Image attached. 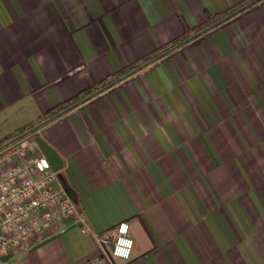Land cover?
<instances>
[{"label":"crops","instance_id":"obj_1","mask_svg":"<svg viewBox=\"0 0 264 264\" xmlns=\"http://www.w3.org/2000/svg\"><path fill=\"white\" fill-rule=\"evenodd\" d=\"M0 0V144L55 106L164 56L0 150L41 135L94 232L122 220L132 256L96 264H264V0ZM12 156V158H10ZM63 219L0 264H89Z\"/></svg>","mask_w":264,"mask_h":264},{"label":"built area","instance_id":"obj_2","mask_svg":"<svg viewBox=\"0 0 264 264\" xmlns=\"http://www.w3.org/2000/svg\"><path fill=\"white\" fill-rule=\"evenodd\" d=\"M17 153L21 164L12 163L0 169V258L25 246L63 219L81 223L84 234H94L101 256L91 259L89 264L103 259L113 263L114 257L128 259L132 256L134 238L130 235L128 221L122 220L114 228L94 232L68 192L60 170L52 167L37 143L29 140Z\"/></svg>","mask_w":264,"mask_h":264},{"label":"trees","instance_id":"obj_3","mask_svg":"<svg viewBox=\"0 0 264 264\" xmlns=\"http://www.w3.org/2000/svg\"><path fill=\"white\" fill-rule=\"evenodd\" d=\"M257 1L258 0H250L247 3H245V4H242L237 9H235L232 12H230V14H226L224 16H221L220 18L214 19L213 22L210 25H212V26L218 25L221 21L225 20L230 15L236 14L238 12L243 11L246 7L250 6L251 4H253V3L257 2ZM203 29L204 28L199 29V31L197 33H195V34L189 35V36L184 37L182 39L175 40L171 46L167 47L166 49H164L161 52H158V53H156V54H154L152 56H148L147 58H145L143 60L142 63H139V64H136L134 66H131L129 68V70L120 72L116 76H110L108 79H106L105 81H103L100 86H97L96 88H87V89L83 90L82 92H80L79 94H77L72 99L67 100L66 102H63L62 104H59V105L55 106L54 108H52L49 111L48 115H46L44 117V119H46V118H48L50 116H55V118L62 116L64 113L68 112L73 107H76V106L80 105L81 103L86 102L87 100L93 98L94 96H96V95L100 94L101 92L105 91L106 89L110 88L111 86H113L114 84H116L117 82H119L120 80L126 78L127 76H130L131 74H133L137 70H139L142 67H144L147 63H149V62H151V61H153L155 59H158V58L164 56L166 53H168L169 51L175 49L177 46H179V45L187 42L188 40H190L191 38H193L194 36H196L198 33H200ZM191 36H193V37H191ZM142 64H145V65L142 66ZM95 91H97V93L94 94ZM44 119H42V120H44ZM23 131H21V132H23ZM12 137L13 136L6 138L3 142L9 140Z\"/></svg>","mask_w":264,"mask_h":264},{"label":"water","instance_id":"obj_4","mask_svg":"<svg viewBox=\"0 0 264 264\" xmlns=\"http://www.w3.org/2000/svg\"><path fill=\"white\" fill-rule=\"evenodd\" d=\"M191 37H193V36H191ZM143 65H145V64H142V66ZM95 93H97V91H95L94 94ZM54 118H55V116H50V117L38 122L37 124L33 125L32 127L24 130L23 132H20L19 134L13 136L9 140L0 144V150L6 146L12 144L13 142L21 139L22 137H24L28 134H31L36 129L43 126L44 124H46L47 122L51 121ZM33 138H34V141L37 143L39 149L49 159L52 167L56 170H61L63 165H64V160H63L62 156L58 153V151L51 144H49L41 135L36 134V135H34Z\"/></svg>","mask_w":264,"mask_h":264}]
</instances>
